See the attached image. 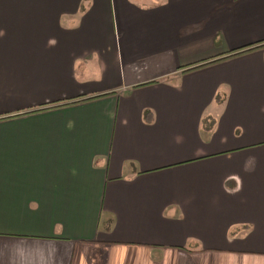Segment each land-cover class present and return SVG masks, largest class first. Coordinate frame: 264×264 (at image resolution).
Returning a JSON list of instances; mask_svg holds the SVG:
<instances>
[{"label":"crops","instance_id":"0c3cea01","mask_svg":"<svg viewBox=\"0 0 264 264\" xmlns=\"http://www.w3.org/2000/svg\"><path fill=\"white\" fill-rule=\"evenodd\" d=\"M0 264H264V0H0Z\"/></svg>","mask_w":264,"mask_h":264}]
</instances>
